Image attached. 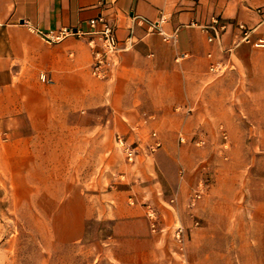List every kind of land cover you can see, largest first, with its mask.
<instances>
[{
    "label": "crops",
    "instance_id": "0c3cea01",
    "mask_svg": "<svg viewBox=\"0 0 264 264\" xmlns=\"http://www.w3.org/2000/svg\"><path fill=\"white\" fill-rule=\"evenodd\" d=\"M103 1L0 0V172L16 181L14 200L48 201L53 241H81L95 210L91 194L72 182L63 190L66 183L58 178L35 182L31 167H78L63 163L62 141L75 139L79 122L91 130L96 119L102 129L130 134L147 123L164 145L149 159L152 164L138 165L141 178L149 180L147 190L161 182L177 196V203L165 208V223L182 224L188 239L179 260L174 241L150 229L144 207L128 198L130 190L104 193L109 203L101 214L115 220L111 250L118 264H262L254 261L248 245L218 242L219 236L251 230L208 222L255 216L222 215L217 206L238 197L245 167L258 166L264 157V47L258 46L264 36V0ZM100 14L117 26L122 48L106 79L91 73L88 34L55 44L40 35L64 27L89 31V19ZM161 15L167 18L168 36L149 30L146 20ZM214 17L226 26L221 40L210 42L203 27ZM241 23L252 29L250 41L243 39ZM213 63L223 72L210 70ZM196 132L207 135L206 145L190 141ZM178 134L188 141L180 142ZM144 167L156 171V184ZM204 176L212 182L189 208L190 192L200 188ZM137 182L134 188L141 190ZM195 216L201 226L194 225Z\"/></svg>",
    "mask_w": 264,
    "mask_h": 264
},
{
    "label": "rangeland",
    "instance_id": "374dc122",
    "mask_svg": "<svg viewBox=\"0 0 264 264\" xmlns=\"http://www.w3.org/2000/svg\"><path fill=\"white\" fill-rule=\"evenodd\" d=\"M258 46L264 47L263 45ZM213 72L222 73L223 70ZM98 112L100 114V111ZM78 120L80 121L79 117ZM98 122L99 120H94L91 130L84 127V122H79L75 139L62 141L63 163L74 162L78 167H31L30 171L31 179L35 182L58 178L63 181V184L66 183L63 190H68L69 184L67 183L72 182L91 194V204L95 210L88 219L85 237L71 245L55 243L49 230L48 215L52 207L51 203L43 198L40 201L34 200L24 204L16 202L14 200L18 191L16 181L12 177L3 176L0 172V264H118L116 254L111 250V246L115 243L113 237L115 220L105 218L101 211L103 206L109 203L103 199L104 193L124 189L131 191L128 198L135 199L134 205L140 203L144 207L152 231L154 230L147 217V203H151L159 210L162 221L160 228L154 232L163 233L166 238H171L176 244L174 247L177 253L184 251L188 235L184 234V248L181 249L180 243L173 235L177 223L173 225L165 223V208H172L177 203V196L169 194L161 182L153 186L152 190H147L149 180L141 178L142 174L138 167V165L143 166L147 163L152 164L153 162L149 159L163 148V142L161 147L151 153L149 145L153 141L151 132L154 129L150 128L147 123L133 127L131 129L133 133L130 134L117 130L107 131L102 129V125ZM64 130L67 133L70 131L69 128ZM222 131L224 142H227L228 133L225 128H222ZM103 132H106L105 135L101 134ZM118 134L124 135L128 143L139 147L137 162H129L122 153L123 151L119 150ZM199 136L200 133L196 132L190 141L199 146L206 145L207 135L204 144L197 143ZM178 137L180 142L188 141V138L181 141L180 134ZM65 153L66 156H64ZM70 153L72 155H69ZM107 162L109 165L105 167ZM128 165L136 166L129 167ZM144 168L146 174L153 177L151 178L152 184H156V171L152 168L151 170ZM240 173L242 172L240 171L238 175ZM244 176L243 191L238 190V197L232 196L225 199L226 202L222 201L217 206V211L223 213L222 215L238 212L255 213V216H248V219L241 220L222 217L212 219L208 223L211 227L217 228L238 227L251 230L244 236H219L218 242L225 246L236 243L248 245L246 250L253 251L254 261L264 264V157L258 162V166L245 167ZM136 178L140 182L139 185L143 187L141 190L140 187L139 189L134 188L138 183ZM239 178L241 179L240 176ZM211 182L210 176L203 177L206 189ZM239 182L241 183L240 180ZM35 190V192L38 191L37 188ZM193 191L190 192L188 198L189 208L196 206L190 204ZM149 192L152 195L146 197ZM201 224L202 220L195 216L194 225L201 226ZM181 252L175 255L179 260L183 259Z\"/></svg>",
    "mask_w": 264,
    "mask_h": 264
},
{
    "label": "built area",
    "instance_id": "2783aa9c",
    "mask_svg": "<svg viewBox=\"0 0 264 264\" xmlns=\"http://www.w3.org/2000/svg\"><path fill=\"white\" fill-rule=\"evenodd\" d=\"M106 3V0L103 1ZM259 11L262 13L263 10L260 8ZM140 20H145L140 17ZM148 22V27L150 31L158 32L165 36H168L164 30V23L167 21V18L164 15H161L159 20L152 21L146 20ZM90 30L89 31H81L78 29H73L71 27H64L58 31H40V35L42 39L48 44H55L70 35H76L77 37H84L87 34L89 35L88 43L92 50V65H91V73L93 76L99 79H106L109 77L111 73L112 65L116 62V57L118 52L122 49L120 46V41L117 36V26L106 16L100 14L99 16L93 17L88 21ZM226 25L220 23L219 17H214L211 25L203 27L208 32V39L210 42L219 41L222 38V34ZM242 33V37L246 41H250V35L252 29L249 28L246 24L241 23L239 25ZM259 45L264 46V36L258 41ZM223 67L213 63L210 66V70L219 71ZM43 80H47V76H42ZM151 136L153 138L152 143L149 145V151L153 153L159 147L162 146V140L156 130L151 132ZM181 141H185L183 136L180 137ZM206 142V138L204 135H200L197 143L204 144ZM117 144L119 148L123 151L125 157L129 162H135L138 158L139 147L128 143L125 140L124 135L118 134L117 136ZM206 186L202 182L200 188L193 191L190 204L195 206L196 203L203 197L205 194ZM131 203L135 202V199L131 197ZM147 217L149 219L150 225L154 231L158 230L161 225V216L159 210L152 205L151 203H147ZM184 234L185 228L182 224L176 225L173 230V235L175 239L180 243V248H184Z\"/></svg>",
    "mask_w": 264,
    "mask_h": 264
}]
</instances>
